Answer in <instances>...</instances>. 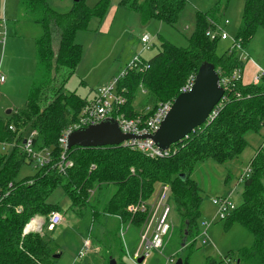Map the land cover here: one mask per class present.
Segmentation results:
<instances>
[{"label": "trees", "instance_id": "obj_1", "mask_svg": "<svg viewBox=\"0 0 264 264\" xmlns=\"http://www.w3.org/2000/svg\"><path fill=\"white\" fill-rule=\"evenodd\" d=\"M229 1L217 0L209 12H197L195 31L189 38L188 48L177 47L162 39L158 54L150 61H144L149 68L143 72L129 71L117 82L118 93L126 98L121 113L129 119H147L154 111L145 114L147 105L141 111L137 109L139 94L145 93L146 103H152L154 108L159 103L173 101L182 93L189 79L196 76L201 65L210 63L220 79H229L230 82L218 117L176 144L177 152L164 159L153 160L123 146L73 147L67 151V156L74 166L62 175L55 168L62 154L59 138L78 121L87 103L76 93L65 92L83 56L82 46L76 43V33L86 30L93 18L102 20L110 2L101 0L94 8H89L86 0H79L74 2L69 13L59 14L49 7L48 0H26L24 4L32 22L43 29V34L36 40V47L44 81L31 91L24 110L0 118V142L16 141L20 144L25 129L30 128L37 132L34 148L37 151L51 150L53 162L33 176L18 181L22 167L31 166L27 156L19 147L8 154H0V264L54 263L57 245L41 233L24 235V231L36 216L46 220L44 227L47 228L49 215L62 212L57 204L50 202L59 189L70 198L72 208L82 209L90 205L91 191L99 190L97 205L91 206L97 208L113 187L116 192L106 203L103 213L119 216L124 222L143 225L147 214L133 215L128 208L140 201L151 200L157 189L167 185L171 190L172 204L183 220L182 247L195 245L200 234L201 204L198 184L191 178L195 169L209 160L225 164L240 157L248 146L245 136L264 129V77L257 84H245L242 78L232 79L237 70L243 73L244 61L232 49L219 55L217 45L220 40L206 36L213 22H218L216 13L219 7ZM186 3L187 0H123L121 6L140 14L144 22L157 20L175 26ZM260 28H264V0H244L242 23L235 41L244 49ZM57 36L59 45L55 51ZM60 73L63 76L61 80L56 77ZM11 126L15 127V132L10 130ZM249 169V175L242 180L243 202L226 219L228 226L239 224L254 237L251 248L240 250L239 261L244 259L251 264H264V148L251 160ZM10 183H13L12 188ZM93 211L95 216L100 214ZM182 260L183 264H189L188 257ZM204 264L221 262L209 258Z\"/></svg>", "mask_w": 264, "mask_h": 264}, {"label": "rangeland", "instance_id": "obj_2", "mask_svg": "<svg viewBox=\"0 0 264 264\" xmlns=\"http://www.w3.org/2000/svg\"><path fill=\"white\" fill-rule=\"evenodd\" d=\"M101 0H86L89 8H94ZM123 0H109V8L105 17L100 20L93 18L86 30L76 33V43L83 48V56L74 76L66 85V93H76L82 99L91 101L94 92L114 78H120L123 71L129 68L132 60L140 56L149 60L160 51V42L165 39L177 47L188 48L189 38L195 31L197 12H209L215 7L217 0H187L186 7L175 26H169L157 20L144 22L137 12L121 6ZM26 0H0V74L7 77L5 84L0 85V118H7V112L24 110L32 90L44 81L43 71L37 60L36 40L43 34V29L32 22ZM49 7L59 14L69 13L74 7V0H48ZM244 0L223 2L217 11V21L213 22L211 30L216 26L224 28L229 33L227 41L218 42L217 53L223 55L230 49L235 50L239 57L242 51L235 48V36L242 23ZM230 24L226 25L225 21ZM147 35L153 46L150 50L144 48L141 38ZM59 36L54 41V50H58ZM242 46V45H241ZM245 53L242 80L244 83H254L256 75L264 73V28L244 45ZM125 70V71H126ZM129 73V72H128ZM58 79L63 76L60 73ZM147 95L139 94L136 102L138 110L146 103ZM25 129L24 136L31 133ZM244 153L225 164H217L211 160L199 164L192 179L198 184L200 197L199 236L195 245L183 248L181 239L183 220L176 206L168 196L165 202L172 205V230L162 252L153 250L142 264H173L178 259L189 258V264H204L207 259H214L221 264H251L240 260L239 252L251 248L254 237L246 228L239 224L228 226V220H220L218 209L213 205L217 198H229L237 208L243 202L242 178L249 175L251 160L257 152L264 148V129L249 132ZM36 169L25 165L17 180L33 176ZM161 188V187H160ZM159 190V189H158ZM99 190L90 197V205L82 209H72V202L62 189L57 190L50 202L57 204L62 210L64 223L55 230L44 227L41 235L53 241L58 247L60 259L53 264H110L114 257L118 264H138L129 257V252L138 250L141 236L145 232L144 224H134L121 221L117 216L103 213L115 188L111 187L102 198L100 204L93 208L98 199ZM156 195L152 199L154 202ZM93 210L99 211L95 216ZM61 213V212H60ZM232 212L227 214V218ZM124 234V235H123ZM86 240V241H85ZM90 242L97 252L91 249ZM85 252L79 258L80 251ZM229 260V262H228Z\"/></svg>", "mask_w": 264, "mask_h": 264}, {"label": "built area", "instance_id": "obj_3", "mask_svg": "<svg viewBox=\"0 0 264 264\" xmlns=\"http://www.w3.org/2000/svg\"><path fill=\"white\" fill-rule=\"evenodd\" d=\"M226 25L230 22L225 21ZM206 36L211 40H222L227 41L230 38L228 32L224 28L216 26V29H208ZM142 44L145 49L150 50L154 44L151 38L144 35L141 38ZM235 48L242 51L240 60H245V53L240 43L235 41ZM149 68V65L141 59L140 56H136L129 68L123 71L120 77H125L129 71L138 70L143 72L145 69ZM264 77V73H260L255 77V84H257L260 79ZM242 73L237 70L232 79H241ZM119 78H114L109 84L98 88L94 92V97L91 101H87L85 107L81 111L78 121L73 125L69 126L60 136L59 144L62 148V154L60 160L56 163L55 168L62 175H66L68 170H70L74 163L68 159L67 151L68 149V136L75 130L86 128L92 125H97L109 118H114L125 134H130L138 137L151 136L154 135L160 128L162 122L165 120L167 114L170 112L173 101L159 103L157 107L148 106L144 113L147 114L154 111L153 115L149 118L144 119L138 117L136 119H129L124 113H121V108L126 103V98L120 95L117 91V82ZM6 78L0 74V85L5 83ZM195 77H191L187 84L182 88V93H187L191 91L194 84ZM229 79H220V85L224 88V93L229 89ZM224 97V96H223ZM240 97V95H238ZM213 109L206 123H211L215 120L222 108L223 100ZM226 99V98H225ZM226 101V100H225ZM10 130L15 132V127L11 126ZM37 137V132L33 131L28 136H24L23 141L20 144L15 142H0V154L5 155L11 152L14 148L19 147L20 150L27 156V161L30 165L36 169V171L48 167L53 162L52 151L49 149H44L42 151H37L34 148V139ZM121 146L130 148L133 151H139L146 157L156 160L164 159L174 155L177 152L175 145L171 146L167 150L160 149L152 139H133L126 141ZM94 169V166H92ZM134 173V170H131ZM250 173V170H249ZM245 177V176H244ZM243 180V178H242ZM9 187H13V183L9 184ZM94 194L93 191L90 195ZM171 195L170 187L167 185L162 186L156 195L154 202L140 201L136 205H132L128 208V211L135 215L137 213H146L147 218L144 223L145 232L141 236V244L134 255V260L138 261L140 258L144 260L150 256L151 251L156 250L162 252L165 248L166 241L172 231L171 214L172 205L170 202H165L166 198ZM213 205L218 209V215L220 220H225L227 214L235 211L236 207L232 204L229 198H217L213 200ZM21 209H18L20 212ZM63 215L60 212H52L47 220V228L49 231L55 230L58 226L63 223ZM46 225V220L42 217L36 216L30 223L26 226L24 235L29 233H41L43 226ZM30 227V229H28ZM83 256V254H81ZM169 263L173 264L174 259L169 258ZM229 262V260H228Z\"/></svg>", "mask_w": 264, "mask_h": 264}, {"label": "water", "instance_id": "obj_4", "mask_svg": "<svg viewBox=\"0 0 264 264\" xmlns=\"http://www.w3.org/2000/svg\"><path fill=\"white\" fill-rule=\"evenodd\" d=\"M223 96L224 88L220 85V77L214 65L204 63L195 76L191 91L181 93L174 100L170 112L154 135L138 137L125 134L118 122L114 118H109L97 125L73 131L68 136V149L114 147L121 146L129 140L150 138L160 149L167 150L203 126ZM11 112L8 111L7 115ZM60 256L58 253L53 259L58 260ZM143 261L144 259L140 258L138 263L141 264ZM110 264H117V261L111 258ZM176 264H183V260L178 259Z\"/></svg>", "mask_w": 264, "mask_h": 264}, {"label": "crops", "instance_id": "obj_5", "mask_svg": "<svg viewBox=\"0 0 264 264\" xmlns=\"http://www.w3.org/2000/svg\"><path fill=\"white\" fill-rule=\"evenodd\" d=\"M150 60H151V59H149V60H144V61H150ZM3 76L6 78V80H5V83H6V81H7V77H6L5 75H3ZM5 83H4V84H5ZM245 84H250V83H245ZM254 84H255V82H254ZM11 111L13 112V110H11ZM12 112H11V113H12ZM17 112H18V111H17ZM159 190H160V189H159ZM159 190H158V189L156 190L154 196L157 195V193L159 192ZM154 196H153V198H154ZM153 198H152V199H153ZM72 209H74V208H72ZM61 214H62V212H61ZM117 218L120 219V220L122 221V219H121L119 216H117ZM63 219H64V217H63ZM123 222H124V221H123ZM63 223H64V221H63ZM63 223H62V224H63ZM171 223H172V221H171ZM172 225H173V223H172ZM144 226H145V225H144ZM123 235H124V234H123ZM168 238H169V237H168ZM85 241H86V240H85ZM167 241H168V239H167ZM90 245H91V246H90L91 249L94 250V252H97V251H98V250L96 251V249H95V248H98V247L93 248V244H92V242H90ZM98 249H99V248H98ZM99 250H100V249H99ZM135 253H136L135 250H134L133 252H129V257L132 258L133 260H134V255H135ZM81 254H83V256H82ZM85 254H86V253L83 252L82 249H81V251H80V253H79V258H83V257L85 256ZM112 259H115V258H112ZM115 260H116V259H115ZM145 260H146V259H145ZM145 260H144V261H145ZM144 261H143V262H144ZM137 262H138V261H137ZM174 263H175V262H174ZM117 264H118V263H117ZM138 264H139V263H138ZM141 264H142V263H141Z\"/></svg>", "mask_w": 264, "mask_h": 264}, {"label": "bare ground", "instance_id": "obj_6", "mask_svg": "<svg viewBox=\"0 0 264 264\" xmlns=\"http://www.w3.org/2000/svg\"><path fill=\"white\" fill-rule=\"evenodd\" d=\"M28 229H30V227Z\"/></svg>", "mask_w": 264, "mask_h": 264}]
</instances>
